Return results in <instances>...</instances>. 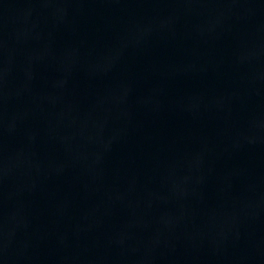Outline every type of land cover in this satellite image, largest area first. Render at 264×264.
Here are the masks:
<instances>
[{
  "label": "water",
  "instance_id": "95a60500",
  "mask_svg": "<svg viewBox=\"0 0 264 264\" xmlns=\"http://www.w3.org/2000/svg\"><path fill=\"white\" fill-rule=\"evenodd\" d=\"M0 264H264V0H0Z\"/></svg>",
  "mask_w": 264,
  "mask_h": 264
}]
</instances>
